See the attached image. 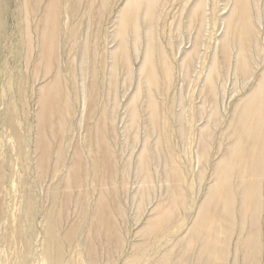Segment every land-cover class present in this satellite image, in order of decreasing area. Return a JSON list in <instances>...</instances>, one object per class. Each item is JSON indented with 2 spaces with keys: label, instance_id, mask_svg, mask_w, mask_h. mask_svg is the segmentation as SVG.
<instances>
[{
  "label": "rangeland",
  "instance_id": "1",
  "mask_svg": "<svg viewBox=\"0 0 264 264\" xmlns=\"http://www.w3.org/2000/svg\"><path fill=\"white\" fill-rule=\"evenodd\" d=\"M49 1L0 0V264H264V190L235 198L231 214L225 198L209 200L236 103L264 69V42L250 75L234 69L236 57L224 61L233 0H159L152 18L139 4L116 72L121 13L137 0H58L56 58H46ZM152 39L157 86L141 73ZM56 74L61 101L44 114Z\"/></svg>",
  "mask_w": 264,
  "mask_h": 264
},
{
  "label": "bare ground",
  "instance_id": "2",
  "mask_svg": "<svg viewBox=\"0 0 264 264\" xmlns=\"http://www.w3.org/2000/svg\"><path fill=\"white\" fill-rule=\"evenodd\" d=\"M144 1L145 3L137 0L138 4L128 8L125 7L122 10L123 13H121L119 22L120 28L119 31L117 30L121 37V44L119 47L120 50L118 49L119 52L116 51L117 53L114 55L115 63L112 65L114 72L118 69L119 62L128 60L129 52L125 38L127 26L125 27V25L130 21L133 25H131L129 31H137L138 21L135 19V15L138 13L137 9L139 8V4L147 5V9L151 13L149 16L152 18L157 8L156 5L159 3V0ZM57 2L58 0L49 1L48 11L42 20L43 25L41 24L43 45H45L43 56L46 58H56L57 30L59 26ZM233 2L232 10L226 17L227 29L222 38L221 49L224 61H228L232 56L236 57L234 69H238L243 76H247L252 72V53L253 51H258L264 42V35H262V31L260 33L261 29L258 28L260 23V10L258 7L260 8L261 6L258 0H233ZM192 15H197L201 23L204 22L203 14L195 11ZM130 16H132L131 19H129ZM133 27L135 28L134 30ZM151 41L145 52L141 73L145 82L157 86L160 81L159 62L156 58L154 39ZM234 48L236 49V55L232 54ZM160 58L162 59L161 65L164 70L163 75L169 77L170 67L168 62L164 55L161 54ZM211 73L208 89L214 97L216 94L214 78L218 74V67L215 64ZM59 80V74H56L52 81L43 88L40 102L42 109H44V114L58 107L61 101L60 94L58 96L51 94V90L59 89ZM149 100L151 118L156 123L161 117L160 106L154 100L153 96ZM132 114L134 117L137 116V110L135 108L132 109ZM232 127L234 139L216 164L217 185L209 195L210 202L213 204V201H215V207L218 205L222 206V203L217 200L218 198H225L226 212L230 214L234 212V207L230 204L235 201V198H262V191L264 190V69L258 75V80L254 88L245 98L236 103L232 118ZM104 141L103 144L105 147L103 150H106V144L108 143H106V140ZM105 154L108 156L110 151L109 154ZM142 165L144 166L143 163ZM210 206L211 204L209 203L205 207L204 212L207 209L209 211ZM241 208L243 209L242 214L247 216L249 205L246 204L244 199ZM211 212H216V210L214 211L212 208ZM217 216L219 218L222 217V215L220 216V210Z\"/></svg>",
  "mask_w": 264,
  "mask_h": 264
}]
</instances>
